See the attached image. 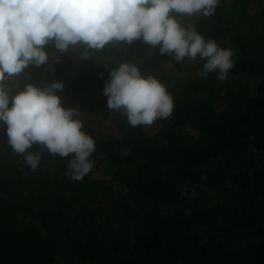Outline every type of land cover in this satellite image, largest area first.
<instances>
[{"label":"trees","instance_id":"16d2710c","mask_svg":"<svg viewBox=\"0 0 264 264\" xmlns=\"http://www.w3.org/2000/svg\"><path fill=\"white\" fill-rule=\"evenodd\" d=\"M181 22L225 49L240 37L225 81L142 41L87 59L48 47L47 65L10 81L14 92L62 82L57 95L96 150L72 181L66 158L26 166L0 124V264H264V0H219L211 17ZM122 62L165 85L169 118L133 128L107 108L105 82Z\"/></svg>","mask_w":264,"mask_h":264},{"label":"clouds","instance_id":"9594fccd","mask_svg":"<svg viewBox=\"0 0 264 264\" xmlns=\"http://www.w3.org/2000/svg\"><path fill=\"white\" fill-rule=\"evenodd\" d=\"M218 4L219 0H0V124L6 126L7 145L32 170L44 154L66 158L65 175L82 180L94 166L96 146L83 131L81 112L62 105L57 92L64 84L27 83L14 92L10 81L30 66L47 65L48 47L61 54L80 49L78 55L87 59L91 50L106 45L142 41L175 62L199 58L204 61L199 75L208 78L214 73L223 82L234 66V52L205 39L193 24L181 22L184 17H211ZM109 74L103 89L107 108L123 114L129 126H151L172 115L173 98L156 77L143 75L128 62ZM34 146L39 151L34 152Z\"/></svg>","mask_w":264,"mask_h":264},{"label":"rangeland","instance_id":"374dc122","mask_svg":"<svg viewBox=\"0 0 264 264\" xmlns=\"http://www.w3.org/2000/svg\"><path fill=\"white\" fill-rule=\"evenodd\" d=\"M250 12H251V10H250ZM191 20H193V19H195L196 17H189ZM241 41V39H240V37L238 36V38H234L233 40H228L227 42H226V47H227V49H233L237 44H238V42H240ZM174 68V65H172L170 62H166L165 64H164V71L165 72H170L172 69ZM15 83V82H14ZM156 128V126H154V129ZM147 130H149V133L150 132H153L154 130H152V129H147ZM95 174H97L98 176H101L102 174H99V173H95Z\"/></svg>","mask_w":264,"mask_h":264}]
</instances>
